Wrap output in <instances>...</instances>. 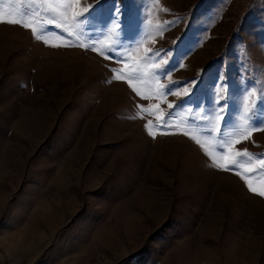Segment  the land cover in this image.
<instances>
[{"label": "rangeland", "instance_id": "obj_1", "mask_svg": "<svg viewBox=\"0 0 264 264\" xmlns=\"http://www.w3.org/2000/svg\"><path fill=\"white\" fill-rule=\"evenodd\" d=\"M42 2L0 0V14L39 30ZM112 3L41 39L0 22V264H264V197L236 174L260 189L264 171L218 170L204 151L221 137L206 131L216 101L229 105L224 139L254 106L264 128V0H116L115 20ZM113 68L137 69L148 98ZM245 148L256 166L264 131L233 144Z\"/></svg>", "mask_w": 264, "mask_h": 264}, {"label": "snow or ice", "instance_id": "obj_2", "mask_svg": "<svg viewBox=\"0 0 264 264\" xmlns=\"http://www.w3.org/2000/svg\"><path fill=\"white\" fill-rule=\"evenodd\" d=\"M104 2L105 0H96L95 4L89 5L88 7L84 8L83 11L76 12L74 6L79 5L80 0H60V2L56 4L50 3L49 0H43V2L38 3L36 7L38 9L44 10L47 13H50L51 15L41 17L40 11H34L32 13L33 16L38 17L41 20V25L39 30L37 27H33L31 24L24 22L23 19H13V20L5 21L2 14H0V22L18 24L26 29L31 28L36 39H41V36L37 35V33L38 31L40 32L46 31L48 25H54L55 27L61 28L63 30V25L69 23L70 19L73 23L82 22L85 19L91 17L94 12L100 9L101 5ZM60 9H62V11H60ZM69 10H72L71 17H69ZM111 11L113 13L112 18L115 20L116 17L119 15V9L116 6V0H113ZM165 11H167V9H165ZM162 28L163 26H161V29L159 30L162 31ZM69 35L71 34L69 33ZM45 43H47V41H45ZM68 46H72V45L70 44ZM89 47L91 48L92 51H96V48L94 46H89ZM100 55L103 56V58L106 60L115 59V62H122L124 59H126L123 57H119L118 55L114 58L110 54H105L104 51H101ZM125 67H128V65L125 64ZM155 67L157 69H160V65H156ZM111 71L113 73H118L117 75L114 76L115 80H123L127 78L129 87L132 88V90L136 93L137 96H140L143 99L148 98L147 96H144L138 89H136L132 85V79L136 76L137 69H132L131 72L129 73H125L123 69H117V68H113L111 69ZM192 83L196 85V82H192ZM165 92L167 94L178 95V93L172 91V87L170 85L165 86ZM192 94H194V88L192 92L188 95L189 99L191 98ZM215 103L218 105L217 119L219 120L220 123L216 124L214 128L206 130L209 136H211L213 132L221 134L219 142L215 145V152H210L207 148H204V145L201 144V141L196 139L195 137H192V139H194L197 144L201 145V147L204 148V151L207 155L211 156L212 163L218 170L232 171L236 168H244L245 171L249 174H252L257 170L264 171V158H257L255 161L256 166H246L245 164L240 162L239 158L247 157L249 161H252L253 154L250 153L246 148L243 150H239V149L235 151L233 150V144H240L243 141L248 140L254 131H264V128L259 127V125L255 124L252 121V117L255 114L254 110L256 106H254L253 110L251 111L246 110L248 111V120L246 121L245 125L240 128L239 132L235 134L236 138L234 140H227L224 139L222 136V129L224 127H227L229 124V121L227 119V117L230 115L229 105L226 99L223 102L216 101ZM259 103L264 104V95L261 96ZM137 107H139L141 112L143 113H146L151 116H156V112L151 111L149 108H143L139 105H137ZM168 107L169 109H173L174 105L169 104ZM171 115L172 112L167 113L168 117H170ZM156 119L160 121V124L157 125V127L160 129L161 134H171L166 131V129L170 126L171 121L169 119H166L164 114L156 116ZM261 123H264V121H261ZM150 125H152V120L147 121V123L145 124V128L148 131L149 135H152L153 138H155V133L152 131ZM187 134H188L187 132L184 133V135ZM225 149L227 151H225ZM220 159H223L224 162L221 163ZM236 174L240 175L242 179H245L249 191L264 197V188L257 189L256 187L253 186V184L250 182L248 177L244 176L239 171H237Z\"/></svg>", "mask_w": 264, "mask_h": 264}]
</instances>
